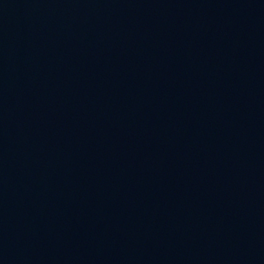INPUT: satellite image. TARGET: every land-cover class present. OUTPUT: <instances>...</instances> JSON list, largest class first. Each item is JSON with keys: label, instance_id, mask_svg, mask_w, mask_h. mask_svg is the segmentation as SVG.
Returning <instances> with one entry per match:
<instances>
[{"label": "water", "instance_id": "obj_1", "mask_svg": "<svg viewBox=\"0 0 264 264\" xmlns=\"http://www.w3.org/2000/svg\"><path fill=\"white\" fill-rule=\"evenodd\" d=\"M0 264H264V0H0Z\"/></svg>", "mask_w": 264, "mask_h": 264}]
</instances>
